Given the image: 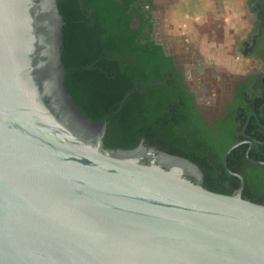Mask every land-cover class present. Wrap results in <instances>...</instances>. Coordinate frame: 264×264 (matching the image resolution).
Segmentation results:
<instances>
[{
	"label": "water",
	"instance_id": "water-1",
	"mask_svg": "<svg viewBox=\"0 0 264 264\" xmlns=\"http://www.w3.org/2000/svg\"><path fill=\"white\" fill-rule=\"evenodd\" d=\"M63 24L57 0H0V264H264L240 143L231 195L143 141L106 149L63 86Z\"/></svg>",
	"mask_w": 264,
	"mask_h": 264
},
{
	"label": "trees",
	"instance_id": "trees-1",
	"mask_svg": "<svg viewBox=\"0 0 264 264\" xmlns=\"http://www.w3.org/2000/svg\"><path fill=\"white\" fill-rule=\"evenodd\" d=\"M134 1L57 0L64 22L60 48L65 72L63 86L89 121L105 122L106 149L131 150L143 141L148 147L195 164L207 190L231 195L239 180L225 172L221 158L233 141L217 144L213 138L203 136V129L189 115L186 103L182 115L175 108L163 115V88L167 84L164 80L175 81L177 74L164 77L172 67L171 60L163 54L162 46L151 39V24L142 18L139 22L134 19L130 12ZM145 26L149 32H144ZM127 94L130 95L124 100ZM253 111L264 125L258 107ZM244 121L245 117L242 125ZM229 127L227 123L220 124L217 133L225 136ZM256 127L251 119L246 132L251 133ZM256 140L263 141V137ZM244 149L239 146L231 150L227 167L244 178L242 198L264 206V174L257 178L243 169L248 164ZM251 152L250 158H255ZM257 161H264V156ZM226 181L230 182L229 187Z\"/></svg>",
	"mask_w": 264,
	"mask_h": 264
},
{
	"label": "flooded vegetation",
	"instance_id": "flooded-vegetation-1",
	"mask_svg": "<svg viewBox=\"0 0 264 264\" xmlns=\"http://www.w3.org/2000/svg\"><path fill=\"white\" fill-rule=\"evenodd\" d=\"M153 1L135 0L130 5V12L133 13L134 19L138 22L142 18L148 25L151 24V39L157 45H161L165 57L170 58L172 67L165 71L164 77H169L172 72L177 74L175 81L170 80L169 82L167 78L164 80L167 84L163 88V115H168L170 109L174 108L180 110L179 115H182L184 103L188 104L186 109L189 115L194 116L195 120L198 121L199 125H197L203 129V136L213 138V141L215 140L217 144L221 141H233V144L240 143L237 147L245 146L243 154L248 164L244 165L243 169L248 170L254 177L262 176L264 174V164H256L251 160L257 161L258 158L264 156V149L261 148L264 147V125L261 124L258 114L253 111V108L257 106L260 115L264 118V0H245L251 28L248 35L240 40L238 47L239 54L244 59L253 61L259 66H254V70L241 74L216 77V79L218 78L217 83L214 84L216 87L213 88L211 87L213 84H210L206 77H203L201 81L191 82L187 72V67L190 65L187 66V63H185L187 61L171 52L164 42L156 38L154 32L156 7ZM144 32H149L148 26H145ZM243 117H245V121L242 125ZM251 119H254L257 127L250 131L251 133H248L246 130ZM224 123L230 125L225 136L220 132L217 133L218 126ZM256 137H263V141L256 140ZM250 151H252L251 153L255 158H250ZM257 166H261L260 169L254 170ZM242 179L244 182L243 177ZM225 183L228 187L230 186L229 181ZM201 185L203 186V181Z\"/></svg>",
	"mask_w": 264,
	"mask_h": 264
},
{
	"label": "crops",
	"instance_id": "crops-1",
	"mask_svg": "<svg viewBox=\"0 0 264 264\" xmlns=\"http://www.w3.org/2000/svg\"><path fill=\"white\" fill-rule=\"evenodd\" d=\"M164 11L166 33L195 43L201 53L209 46H226L233 24H241L247 14L245 0H165Z\"/></svg>",
	"mask_w": 264,
	"mask_h": 264
},
{
	"label": "rangeland",
	"instance_id": "rangeland-1",
	"mask_svg": "<svg viewBox=\"0 0 264 264\" xmlns=\"http://www.w3.org/2000/svg\"><path fill=\"white\" fill-rule=\"evenodd\" d=\"M155 19L156 24L154 32L156 38L165 43V45L173 52L177 54L184 61H187V72L191 82L198 80L201 81L203 77L208 78L211 87H216V77H224L225 75H236L243 72L254 70V66L259 65L253 61L242 59L239 54L238 47L240 40L245 38L250 27V20L248 19V13L242 17L241 24H233V34L231 39L226 41V46L215 47L209 46L204 48L205 53L200 52V47L192 42H185L180 36H169L166 33L164 24V10L165 0H154ZM204 3V1H203ZM215 82V83H214Z\"/></svg>",
	"mask_w": 264,
	"mask_h": 264
}]
</instances>
